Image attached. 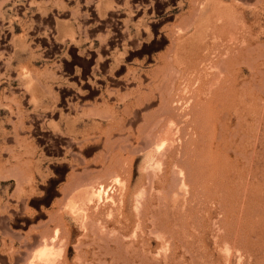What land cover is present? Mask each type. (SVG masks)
<instances>
[{
  "label": "rangeland",
  "instance_id": "rangeland-1",
  "mask_svg": "<svg viewBox=\"0 0 264 264\" xmlns=\"http://www.w3.org/2000/svg\"><path fill=\"white\" fill-rule=\"evenodd\" d=\"M44 245L264 264V0H0V264Z\"/></svg>",
  "mask_w": 264,
  "mask_h": 264
},
{
  "label": "bare ground",
  "instance_id": "bare-ground-1",
  "mask_svg": "<svg viewBox=\"0 0 264 264\" xmlns=\"http://www.w3.org/2000/svg\"><path fill=\"white\" fill-rule=\"evenodd\" d=\"M248 43H249V42H248ZM246 46H247V45H246ZM246 46H245V47H246ZM250 46H251V45H250ZM235 53H236V52H235ZM235 53H234V55H235ZM232 54H233V53H232ZM243 54H244V53H243ZM233 57H234V56H233ZM223 71H224V70H223ZM92 72H93V71H92ZM91 76H93V75H91ZM228 76L230 77V74H229ZM93 77H94V76H93ZM221 78H222V77H221ZM224 78H225V77H224ZM222 79H223V78H222ZM224 81H225V80H224ZM221 82H222V84H224L223 81H221ZM220 85H221V84H220ZM222 87H223V86H222ZM211 89H212V88H211ZM205 90H206V89H205ZM233 90H234V89H233ZM226 91H227V90H226ZM233 92H234V91H233ZM213 93H214V92H213ZM217 93H218V92H217ZM231 93H232V92H231ZM220 94H221V93H220ZM226 94H227V93H226ZM214 95H215V94H214ZM140 96H141V95H140ZM217 96H218V95H217ZM220 96H222V95H220ZM227 96H228V95H227ZM167 97H168V96H167ZM167 97H166V98H167ZM212 97H213V96H212ZM215 98H216V97H215ZM215 98H214V99H215ZM222 98H223V97H222ZM225 98H226L225 100H227V97H225ZM220 99H221V98H220ZM199 100H200V99H199ZM206 100H207V99H206ZM209 100H210V99H209ZM137 101H140V100L137 99ZM137 101H136V102H137ZM167 101H168V100H167ZM195 101H196V100H195ZM214 101H215V100H214ZM216 101H217V100H216ZM197 102H198V100H197ZM203 102H205V101H203ZM194 103H195V102H194ZM199 103H200V102H199ZM206 103H207V101H206ZM211 103H212V101H211ZM213 103H214V102H213ZM229 103H230V100H229ZM200 104H202V102H201ZM200 104H198V105L200 106ZM203 104H204V103H203ZM208 104H209V101H208ZM220 104H221V103H220ZM161 105H162V104H161ZM205 105L207 106V104H205ZM212 105H213V104H212ZM214 105H216V104L214 103ZM230 105H231V103H230ZM166 106H167V105H166ZM169 106H170V104H169ZM194 106H195V104H194ZM221 106H222V105H221ZM196 107H197V106H196ZM204 107H205V106H203V108H201V109L205 110ZM209 107L212 108L211 105H209L208 108H209ZM229 107H231V106H229ZM234 107H235V106H234ZM164 108H166V107H164ZM171 109H172V107H171ZM199 109H200V108H199ZM206 109H207V107H206ZM214 109H216L215 106H214ZM162 110H163V108H162ZM167 110H168V109H167ZM169 111H170V110H168V112H169ZM205 111H206V110H205ZM211 111H213V109H212ZM202 112H204V111H201L200 113H202ZM169 113H170V112H169ZM196 113H197V112H196ZM198 115H199V114H198ZM202 115H203V114H202ZM212 115H213V114H212ZM203 116H204V115H203ZM203 116H202V117H203ZM195 117H197V115H196ZM195 117H194V119H195ZM197 118H198V117H197ZM161 119H162V118H161ZM199 119H202L200 115H199ZM203 119H204V118H203ZM196 120H197V119H196ZM196 120H195V121H196ZM205 120H206V119H205ZM205 120H204V121H205ZM157 121H162V120H159V119H158ZM157 121H156L155 123H157ZM195 121H194V122H195ZM206 121H207V120H206ZM210 121H211V120H210ZM196 123H197V122H196ZM199 123H200V121H199ZM205 123H206V122H205ZM214 123H215V122H214ZM146 124H147V123H146ZM158 124H160V123H158ZM170 124H171V122H170ZM206 124H207V123H206ZM171 125H172V124H171ZM173 125H174V124H173ZM201 125H202V124H201ZM155 126H156V124L154 125V127H155ZM154 127H151V128L154 129ZM156 127H157V126H156ZM165 127H166V126H164V129L166 130ZM197 127H198V126H197ZM199 127H201V126H199ZM168 128H169V127H168ZM170 128H171V127H170ZM149 129H150V128H149ZM161 129H162V128L159 129L158 133H159V132L161 133ZM183 129H184V128H183ZM199 129H200V128H199ZM156 130H157V129H156ZM162 130H163V129H162ZM196 130H197V129H196ZM200 130H201V129H200ZM200 130H199V131H200ZM153 131H154V130H153ZM153 131H151V129H150V131H148L149 133H147V134L150 135V132H153ZM168 131H169V130H168ZM171 131H172V130H171ZM156 132H157V131H156ZM158 133H157V134H158ZM162 133H163V132H162ZM164 134H165V133H164ZM164 134H163V135H164ZM158 135L161 136L160 134H158ZM158 135H157V136L155 135V137H156V138L159 137ZM201 136H202V135H201ZM149 137H150V136H147V135H146V136H145V139H146V138H147V139H150ZM151 137H154V136H152V134H151ZM165 137H167V136H165ZM171 137H172V136H171ZM156 138H154V140H155ZM194 138H195V137H194ZM202 138H203V137H202ZM147 139H146V140H147ZM165 139H166V138H165ZM172 139H173V138H172ZM150 140H151V139H150ZM156 140H158V139H156ZM167 140H168V139H167ZM199 140H200V139H199ZM148 141H149V140H148ZM159 141H160V139H159L158 141H156V142L159 143ZM172 141L174 142V139H173ZM172 141H170V142L172 143ZM188 141H189V140H188ZM70 142H72V141H71V138H70ZM70 142H69V143L67 142V143L70 145ZM146 142H147V141H146ZM165 142H166V140H165ZM72 143H73V142H72ZM72 143H71V144H72ZM74 143H75V142H74ZM147 143H148V142H147ZM147 143H146V144H147ZM149 143H150V142H149ZM149 143H148V144H149ZM151 143H153V142H151ZM158 143H157V144H158ZM186 143H187V142H186ZM65 144H66V143H65ZM65 144H64V145H65ZM159 144H160V143H159ZM159 144H158V145H159ZM165 144H166V143H165ZM169 144H170V143H169ZM169 144H168V145H169ZM175 144H176V143H175ZM66 145H67V144H66ZM72 145H73V144H72ZM149 145H150V144H149ZM173 145H174V144H173ZM73 146H75V145H73ZM146 146H148V145H146ZM169 146H170V145H169ZM169 146H168V147H169ZM151 147H152V146H151ZM153 147H154V146H153ZM64 148H65V147H64ZM66 148L68 149V147H66ZM69 148H71V147H69ZM144 148H145V147H144ZM154 148H155V147H154ZM171 148H173V147H171ZM168 149H169V148H168ZM173 149H174V148H173ZM173 149H172V150H173ZM163 150H164V149H163ZM174 150H175V149H174ZM68 151H69V150H68ZM155 151H156V150H155ZM167 151H169V150H167ZM172 152H173V151H172ZM73 153H76V152L74 151ZM73 153H71V154L73 155ZM151 155H152V154H151ZM159 155H161V154H159ZM162 156H163V155H162ZM162 156H160V158H161ZM168 156H169V155H168ZM77 158H79V157H77ZM162 159H163V158H162ZM167 159H169V158L167 157ZM167 159H166V160H167ZM79 161H80V159H79ZM77 163H78V161H77ZM81 164H82V163H81ZM83 164H84V163H83ZM79 165H80V163H79ZM105 167H106V166H105ZM106 169H107V167H106ZM163 175H164V174H163ZM78 177H79V176H78ZM80 178H81V177H80ZM80 178H79V179H80ZM161 178H162V177H161ZM79 179H78V180H79ZM175 179H176V178H175ZM181 179H182V178H181ZM76 181H77V180H76ZM79 181H80V180H79ZM175 182H176V181H175ZM77 183H79V182L77 181ZM75 185H76V184H75ZM74 187L76 188V186H74ZM77 187H79V186H77ZM75 188H74V189H75ZM72 189H73V187H72ZM76 190H77V188H76ZM71 192H72V191H71ZM78 192H80V191H78ZM82 192H83V191H82ZM99 192H100V191H99ZM79 194H80V193H79ZM179 194H180V193H179ZM74 195H75V194H74ZM83 201H85V200L83 199ZM80 202H81V201H80ZM85 203H86V202H85ZM83 208H84V207H83ZM89 208H90V207H89ZM78 209H79V208H78ZM81 209H82V208H81ZM97 210H98V209H97ZM97 210H96V211H97ZM101 210H102V209H101ZM82 212H83V211H82ZM88 212H89V210H88ZM88 212H87V213H88ZM90 212H91V210H90ZM90 212H89V213H90ZM70 213H71V212H70ZM76 213H77V212H76ZM80 213H81V212H80ZM60 215H61V214H60ZM60 215H59V216H60ZM88 215H89V214H88ZM95 215H96V213H95ZM93 217H94V216H93ZM91 218H92V217H91ZM61 220H63V219H61ZM61 220H60V221H61ZM87 220H88V219H87ZM91 224H92V223H91ZM34 244H35V243H34ZM37 244H38V243H36V245H37ZM39 244H40V243H39ZM39 244H38V245H39ZM46 245H47V244H46ZM46 245H44L43 247H41L40 249H38V250L34 253V255L32 256V260L29 262V264H50L49 262H50L51 258L56 254V252L54 251L53 248H48ZM40 246H41V245H40ZM32 249H33V248H32ZM29 250H30V249H29ZM24 253H25V252H24ZM24 256H25V255H24ZM29 256H30V254H29ZM29 256H28V257H29ZM20 257H21V256H20ZM24 258L26 259L27 257H24ZM27 260H28V259H27ZM14 261H15V260H14ZM23 261H25V260H23ZM23 261H22V262H23ZM17 262H18V261H17ZM56 262H57V261H56ZM55 264H56V263H55Z\"/></svg>",
  "mask_w": 264,
  "mask_h": 264
}]
</instances>
